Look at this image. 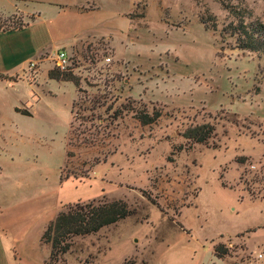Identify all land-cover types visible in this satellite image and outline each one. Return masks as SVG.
Returning <instances> with one entry per match:
<instances>
[{"label":"rangeland","instance_id":"rangeland-1","mask_svg":"<svg viewBox=\"0 0 264 264\" xmlns=\"http://www.w3.org/2000/svg\"><path fill=\"white\" fill-rule=\"evenodd\" d=\"M94 3L85 20L99 39L77 42L67 55L79 91L47 79V64L38 65L34 98L19 85L30 114L20 117L21 138L3 146L28 162L35 186L45 182L58 207L103 198L123 200L132 211L96 234L72 238L64 264H148L157 241L177 242L180 227L204 248L203 264H264V53L234 49L222 33L236 23L228 9L244 22L264 23V0ZM33 35L43 42L41 31ZM92 98L101 107L82 111ZM124 105L158 117L142 126L128 110L89 146V133L106 124L104 108ZM203 124L213 128L206 144L182 137ZM65 151L66 170L87 178L59 180ZM217 243L227 247L224 260L212 256Z\"/></svg>","mask_w":264,"mask_h":264},{"label":"crops","instance_id":"crops-1","mask_svg":"<svg viewBox=\"0 0 264 264\" xmlns=\"http://www.w3.org/2000/svg\"><path fill=\"white\" fill-rule=\"evenodd\" d=\"M96 9L94 0H0V23L11 18L27 32L20 35L23 26L0 30V264H45L49 246L40 242V236L53 220L48 214L62 207L56 205V195L45 182L35 186L29 164L19 153L3 149L6 140L21 138L20 117L22 111L29 113V102L22 98L19 85L33 97L38 65L47 64V76L58 51L68 55L77 42L99 39L85 20ZM34 30L42 32L43 42H37ZM29 63H34L33 69H28ZM179 230L183 235L177 242L157 241L148 264H203L204 248L189 241L185 228ZM134 252H126L123 260Z\"/></svg>","mask_w":264,"mask_h":264},{"label":"trees","instance_id":"trees-1","mask_svg":"<svg viewBox=\"0 0 264 264\" xmlns=\"http://www.w3.org/2000/svg\"><path fill=\"white\" fill-rule=\"evenodd\" d=\"M223 7V5H222ZM227 9L226 7H223ZM230 15L236 20L235 24H228L222 29L227 37L233 40V48L239 51L254 52V53H264V23L257 20L244 22L243 15H237L233 10L228 9ZM234 12V13H233ZM234 14V15H233ZM202 26L205 30L214 31L213 26H208L207 22L201 18L200 20ZM16 25L12 27H7L8 25ZM23 25L9 20H3L0 23V30H13L19 29ZM47 78L49 80L61 83H71L75 89V93L79 91L78 89V79L74 77L69 71H59L58 68L52 67L47 72ZM90 104L86 109L82 108V111H92L95 108L101 107L96 100L92 98L88 100ZM77 105V101L72 102L71 114L73 108ZM130 110L133 112L134 118L140 125H148L153 123V121L158 117L157 114L148 116L144 112H134L129 108V106H121L120 108H115L112 110L110 107L104 108V113L107 114V118L102 120L106 121L103 129L100 131H95L94 134H90L89 142L82 140L83 144H89V146H94L97 134L104 135L105 128H110L116 120L120 119L122 114ZM18 111V110H16ZM110 112V113H109ZM74 115L77 112H73ZM22 115L29 116V113L22 111ZM69 132L72 134V124H69ZM213 135V128L209 124H203L195 126L192 128H187L182 137L192 143L196 144H206L207 140ZM105 136V135H104ZM107 137V136H105ZM70 140L66 143V147L69 146ZM71 155L69 152L65 151V162L63 167L60 169L59 180L67 179L69 176L73 178H87V173H76L73 170L67 171V158ZM97 164V158L94 159ZM242 158H237L236 162L241 163ZM149 201V198H147ZM150 203L154 205L151 201ZM132 211L129 209L128 204L123 200H112L106 201L103 198L95 201H90L84 204H71L62 206L60 210L56 213L53 220H51L44 228L41 236L40 242L49 246V254L45 261V264H64L63 256L69 254L71 251L72 243L70 242L74 237H85L88 235H93L99 232L101 229L106 228L111 225H115L118 221L130 216ZM148 217V216H147ZM212 254L216 259L224 260L228 257V250L223 244L217 243L212 246ZM122 264H125L124 261ZM236 264V263H232Z\"/></svg>","mask_w":264,"mask_h":264},{"label":"built area","instance_id":"built-area-1","mask_svg":"<svg viewBox=\"0 0 264 264\" xmlns=\"http://www.w3.org/2000/svg\"><path fill=\"white\" fill-rule=\"evenodd\" d=\"M105 62L109 63L110 59L106 58ZM54 64H55V67L58 68L59 71L72 72V68L70 67L68 57L64 51H58L55 54ZM33 67H34V63H29L28 69H33ZM260 257L261 255H257V259H259Z\"/></svg>","mask_w":264,"mask_h":264}]
</instances>
